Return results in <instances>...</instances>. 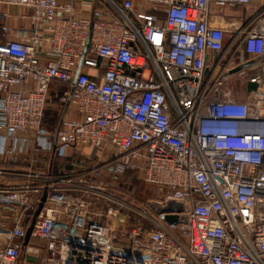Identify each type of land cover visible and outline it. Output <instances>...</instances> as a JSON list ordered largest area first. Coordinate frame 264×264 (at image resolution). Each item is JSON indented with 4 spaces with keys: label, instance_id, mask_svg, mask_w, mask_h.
Wrapping results in <instances>:
<instances>
[{
    "label": "built area",
    "instance_id": "obj_1",
    "mask_svg": "<svg viewBox=\"0 0 264 264\" xmlns=\"http://www.w3.org/2000/svg\"><path fill=\"white\" fill-rule=\"evenodd\" d=\"M0 3L31 10L0 39V264H264V0Z\"/></svg>",
    "mask_w": 264,
    "mask_h": 264
},
{
    "label": "crops",
    "instance_id": "obj_2",
    "mask_svg": "<svg viewBox=\"0 0 264 264\" xmlns=\"http://www.w3.org/2000/svg\"><path fill=\"white\" fill-rule=\"evenodd\" d=\"M252 2H253V5H251L250 7L252 8L250 12L240 13L236 17H224L223 16L222 18L223 23L224 22H234L235 25L244 23L250 17L252 11L257 9V4H259L261 0H252ZM238 7H243V6H238ZM30 13H31L30 9L23 8L20 6H8L3 3H0V39H3V32L6 29H9V30L19 29V30H22L28 33L30 29V20H29ZM82 14L84 15L90 14V6H86V9L82 11ZM51 116L56 118L55 112H53ZM8 167L15 168L16 166H14L13 164H10L8 165ZM68 167H69L68 159L58 157V158L53 159L51 169L53 173L58 174L68 169ZM30 258H33V260L31 261ZM22 260L29 261L31 262L30 264L36 263V258L34 256H24L23 255L21 257L20 263H22Z\"/></svg>",
    "mask_w": 264,
    "mask_h": 264
},
{
    "label": "rangeland",
    "instance_id": "obj_3",
    "mask_svg": "<svg viewBox=\"0 0 264 264\" xmlns=\"http://www.w3.org/2000/svg\"><path fill=\"white\" fill-rule=\"evenodd\" d=\"M251 9L252 8L245 7H235L233 9H230L226 7L224 8L223 16L236 17L240 13L250 12ZM56 102V97L54 95H50L46 104L45 111V116L47 119H49L55 109L58 108V104ZM125 176L126 177L123 178L120 182H112V186H114L118 190V195L121 198L139 207L141 206V203H145L155 196L154 185L142 182L134 173L129 172ZM100 178L105 180L104 177ZM106 181L108 182V180ZM127 211L130 217L134 216V213L130 212L129 210ZM30 260L32 261L33 258H30Z\"/></svg>",
    "mask_w": 264,
    "mask_h": 264
},
{
    "label": "water",
    "instance_id": "obj_4",
    "mask_svg": "<svg viewBox=\"0 0 264 264\" xmlns=\"http://www.w3.org/2000/svg\"><path fill=\"white\" fill-rule=\"evenodd\" d=\"M251 61H247L246 63L234 68L232 70V72L234 71H237L239 70L241 67H244L246 65H248ZM80 68V67H79ZM78 68V69H79ZM254 86V84H250V87ZM45 200V193L43 194V196L41 197V202L39 203L38 205V208L36 209L34 215H33V220H32V223L34 221V218L37 216V214L39 213L42 205H43V202ZM149 205L150 207L155 211V212H158V213H161V212H165V216H164V220L165 222L167 223H176L180 220H182V218H180L179 216L177 215H173V214H168L167 212H171V211H180L181 210V204L176 202V201H168L165 205H162L160 203H157V202H153V201H149ZM31 230H32V224L30 225V227L28 228L27 232H26V235L24 237V244H27L28 240H29V237H30V233H31Z\"/></svg>",
    "mask_w": 264,
    "mask_h": 264
},
{
    "label": "trees",
    "instance_id": "obj_5",
    "mask_svg": "<svg viewBox=\"0 0 264 264\" xmlns=\"http://www.w3.org/2000/svg\"><path fill=\"white\" fill-rule=\"evenodd\" d=\"M44 118V124L51 129L54 128V126L56 125V118H54L53 116H50V119H47L46 116Z\"/></svg>",
    "mask_w": 264,
    "mask_h": 264
}]
</instances>
